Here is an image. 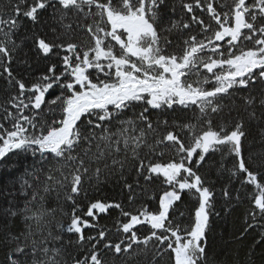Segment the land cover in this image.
Returning a JSON list of instances; mask_svg holds the SVG:
<instances>
[{
  "label": "snow or ice",
  "instance_id": "obj_1",
  "mask_svg": "<svg viewBox=\"0 0 264 264\" xmlns=\"http://www.w3.org/2000/svg\"><path fill=\"white\" fill-rule=\"evenodd\" d=\"M0 3V166L33 160L0 188V264H217L213 169L264 243V0ZM109 178L121 199L90 198Z\"/></svg>",
  "mask_w": 264,
  "mask_h": 264
},
{
  "label": "trees",
  "instance_id": "obj_2",
  "mask_svg": "<svg viewBox=\"0 0 264 264\" xmlns=\"http://www.w3.org/2000/svg\"><path fill=\"white\" fill-rule=\"evenodd\" d=\"M0 7H2V3H0ZM20 24L22 25L20 28V35L23 36L25 34L30 35L34 30L38 28V26H34L33 23L24 17H21ZM37 61L38 58L33 57L29 63L32 64L33 69H37ZM43 62L39 61V68H43ZM39 70L34 71V75H39ZM5 87L3 81H0V88ZM139 107L136 108V111H139ZM131 115V112L128 113ZM177 116H183L184 113L180 112L177 109L175 113ZM256 137L259 139L257 135V130L253 126L252 135L249 136V140ZM258 147V145H257ZM213 159L218 160L219 154H216ZM33 163V160L30 156L24 155H11L10 159L7 161V164L10 167L0 166V188H15L19 189V180L24 175L25 169L28 168L29 165ZM218 173L213 169L209 175V180L215 184V188L217 190V207L216 211L220 212L219 216L212 215L211 216V231L208 234V243H209V254L214 255L217 259V264H248V254L251 251L252 254V262L253 264H264V243L259 245L256 244V241L261 239L260 229H251L243 236L241 233L247 227L245 223V215L249 210V202L245 201L239 204H233L230 206L228 211H223L224 202L219 196V191L221 186L226 183V180L221 177L217 178ZM238 187V185H235ZM87 187V185H86ZM157 190L162 191L163 189L157 185ZM90 198H115L117 200L121 199L118 195L119 188L115 184V182L109 178L106 182L99 185L96 189H90ZM251 191V188L248 189ZM184 204L187 205L194 211L195 207V197L191 194H185L183 197ZM0 203H3L0 201ZM125 210H130L127 206V202L125 201ZM6 206V205H5ZM48 207H56V202L54 199L47 201ZM65 212H70V207L67 205H61ZM152 207H155V202H152ZM135 207V206H133ZM183 207V206H181ZM86 210V209H85ZM120 217L119 210L112 209L108 214L102 215L99 224L102 226H107L108 228H114V222L117 218ZM59 219V216L57 217ZM251 221H249L250 223ZM187 223V221H185ZM15 224L18 227H22V224L19 219L15 221ZM146 228L141 229L140 234H146ZM86 234H91V230H86ZM69 237L65 236L64 239L67 240ZM72 239H75L72 237ZM255 245V247H254ZM3 258V249H0V259Z\"/></svg>",
  "mask_w": 264,
  "mask_h": 264
}]
</instances>
